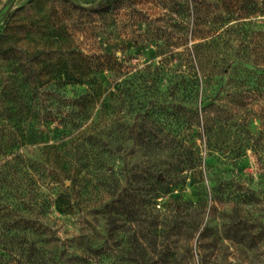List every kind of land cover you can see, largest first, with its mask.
I'll list each match as a JSON object with an SVG mask.
<instances>
[{"label": "rangeland", "instance_id": "1", "mask_svg": "<svg viewBox=\"0 0 264 264\" xmlns=\"http://www.w3.org/2000/svg\"><path fill=\"white\" fill-rule=\"evenodd\" d=\"M246 2L0 0V68L29 72L60 133L0 187L23 230L0 218V264L33 243L61 264H264V0Z\"/></svg>", "mask_w": 264, "mask_h": 264}, {"label": "trees", "instance_id": "2", "mask_svg": "<svg viewBox=\"0 0 264 264\" xmlns=\"http://www.w3.org/2000/svg\"><path fill=\"white\" fill-rule=\"evenodd\" d=\"M259 1L247 0L246 3L258 8L263 5L262 0ZM41 97L40 89L34 85L28 71L21 70L19 72L14 68L12 71H4L0 68V157L5 160L13 155L11 166L7 161L0 166L1 188L5 187V183L11 175L17 181L25 182L30 171L32 174H37L39 172L38 168L34 164L28 165L24 161L22 152H27L32 148L43 150L44 146L41 145L45 142L46 134L60 135L58 127L51 128V119L55 118L53 108L57 110L58 107H54V102L48 99L42 100ZM83 115V113L76 114V116L82 117ZM62 126L65 127V125ZM80 127L81 123L72 122L69 129L75 130ZM90 140L92 139L88 137L87 141ZM81 148L82 144L75 145L66 152L71 153L74 151L76 154ZM1 210L5 211L0 216L5 236L11 235V241L18 240L20 236L17 233L20 234L23 230L18 228L20 231L13 233L16 222L12 221L7 208L4 207ZM17 225L19 226V222H17ZM48 242L51 246H54V237H50ZM32 247L34 249L26 257L27 262L31 264H61L59 262L60 257L50 256L46 258L40 256L38 250L34 247V243ZM69 260L77 261L78 259L70 258Z\"/></svg>", "mask_w": 264, "mask_h": 264}]
</instances>
